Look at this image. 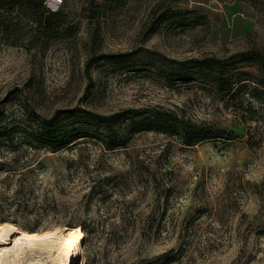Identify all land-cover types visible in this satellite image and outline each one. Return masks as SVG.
Here are the masks:
<instances>
[{
	"label": "rangeland",
	"instance_id": "rangeland-1",
	"mask_svg": "<svg viewBox=\"0 0 264 264\" xmlns=\"http://www.w3.org/2000/svg\"><path fill=\"white\" fill-rule=\"evenodd\" d=\"M60 11L72 36L28 48L0 31V222L81 225L84 264H264V0H64ZM118 52L131 55L103 57ZM205 55L223 59L235 93L184 62ZM80 107L127 110L112 148L88 123H71L80 136L56 151L24 137L27 112ZM178 108L235 133L187 145L156 128Z\"/></svg>",
	"mask_w": 264,
	"mask_h": 264
},
{
	"label": "trees",
	"instance_id": "trees-1",
	"mask_svg": "<svg viewBox=\"0 0 264 264\" xmlns=\"http://www.w3.org/2000/svg\"><path fill=\"white\" fill-rule=\"evenodd\" d=\"M46 0H0V31L8 38L12 35V43L18 44L22 36H27L26 46L35 48L43 42L58 39L64 35L72 36L73 31L68 27L65 13L50 11ZM178 12L180 10H177ZM165 18V17H163ZM24 22L31 27L22 30ZM255 57L264 61V54L254 51ZM130 52H118L105 54L103 57H127ZM177 61V60H175ZM184 62L193 64L202 79L207 80L215 87L217 93H235L233 88L234 74L225 68L224 61L215 55L192 57ZM165 109L159 113L157 129L170 134H176L187 145H195L207 138L223 137V133L231 136L235 133L232 129L217 128L206 121H195L186 117L181 108ZM250 113L255 112L250 108ZM32 122L28 128H24L25 138H33L35 141L47 145L54 151L64 148L72 143L80 134H66L67 127L73 123L74 128L81 123L103 126L105 129V146H113V123L123 117L127 110H121L110 114L96 112L87 108L58 109L51 116H42L33 111L27 112ZM17 128L10 129L12 133ZM230 138V137H227ZM83 228V227H82ZM84 229V228H83Z\"/></svg>",
	"mask_w": 264,
	"mask_h": 264
},
{
	"label": "bare ground",
	"instance_id": "bare-ground-1",
	"mask_svg": "<svg viewBox=\"0 0 264 264\" xmlns=\"http://www.w3.org/2000/svg\"><path fill=\"white\" fill-rule=\"evenodd\" d=\"M85 232L81 225L40 230L0 222V264H84Z\"/></svg>",
	"mask_w": 264,
	"mask_h": 264
},
{
	"label": "built area",
	"instance_id": "built-area-1",
	"mask_svg": "<svg viewBox=\"0 0 264 264\" xmlns=\"http://www.w3.org/2000/svg\"><path fill=\"white\" fill-rule=\"evenodd\" d=\"M45 4L50 11L56 12L63 6L64 0H46Z\"/></svg>",
	"mask_w": 264,
	"mask_h": 264
}]
</instances>
